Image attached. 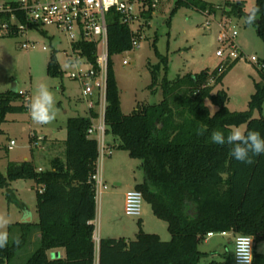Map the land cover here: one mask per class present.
Here are the masks:
<instances>
[{
	"label": "trees",
	"instance_id": "1",
	"mask_svg": "<svg viewBox=\"0 0 264 264\" xmlns=\"http://www.w3.org/2000/svg\"><path fill=\"white\" fill-rule=\"evenodd\" d=\"M177 6L192 7L206 13L216 6L204 0H178ZM229 15L246 16L243 3H226ZM261 13L255 22L258 36L264 41V0H256ZM10 15L0 14V23ZM83 55L96 64L94 43L79 46ZM131 33L116 18L108 27V87L107 134L118 141L117 148L129 152L141 161L144 179L136 185L153 214L167 223L171 239L139 231L132 240L101 238L98 248L94 239L96 200L89 175L98 156L96 139L88 136L91 120L87 116L67 119V137L63 155L51 160V168L39 170L33 161H12L6 175L0 171V189L8 202L14 201L11 183L34 180L37 185L38 222H17L20 234L9 237L0 249V264H11L27 247L34 250L24 264H199L208 255L200 249L208 233L230 232L252 235L255 247L264 241V156L255 157L248 165L230 155L231 146H219L211 141L214 131L229 134L233 126L246 125V130H258L264 135V62L262 82L256 83L249 109L230 111L225 90H216L228 70L237 62L226 61L214 70L186 73L174 80L167 78V57L162 80L163 99L158 104L142 105L130 114L121 109L119 89L113 71L112 56L131 50ZM50 76H62L64 71L53 53L47 65ZM158 73L152 70L150 87L158 85ZM25 95L21 104H16ZM207 102L217 107L212 113ZM29 109V96L11 90L0 92V121L9 113ZM202 130L203 134H198ZM44 186V191H38ZM39 233L33 242L34 234ZM18 238L19 243L14 241ZM34 243V244H33ZM57 248L64 257L51 258ZM213 264V262H212ZM254 264H264V255L256 254Z\"/></svg>",
	"mask_w": 264,
	"mask_h": 264
},
{
	"label": "rangeland",
	"instance_id": "2",
	"mask_svg": "<svg viewBox=\"0 0 264 264\" xmlns=\"http://www.w3.org/2000/svg\"><path fill=\"white\" fill-rule=\"evenodd\" d=\"M204 1L216 6L214 12L208 14L192 7L177 6L175 0L161 1L149 18L139 46L112 56L113 71L124 114H130L138 105H153L162 101L161 83L166 70L160 55L167 57L166 75L170 80L186 73H200L204 69L214 70L223 65L225 59L217 55V51L223 46L220 39L223 25L238 32L236 41L241 48L242 56L228 70L216 90L226 91L229 96L227 107L230 111L249 109L256 83L263 80L261 69L264 62V41L258 36L254 25L244 22L245 16L229 15L225 4L241 1L244 10L249 12L256 0ZM28 40L34 42L35 46L25 49L22 45ZM70 50V42L65 33L51 25L45 26L41 31L32 30L27 35L0 36V92L11 90L15 83L18 91L28 94L30 100L35 95L37 86L45 84L55 96L57 109V118L47 125L35 123L29 109L22 113H9L4 121H0V171L4 175L10 162L24 161L26 157L37 167L50 169L55 154L60 157L63 155L61 149L56 153L53 151L52 142L56 139H65L67 119L86 116L87 103L81 94V86L79 82L71 79L70 75L77 68L88 69V65L83 62L68 64L66 52ZM53 53H56L64 71L62 76L53 77L47 73V65ZM228 53L229 51H226L225 56ZM125 59H128V64L123 63ZM154 69L159 76L158 85L150 87ZM24 96L22 94L16 104L23 103ZM207 104L212 113L217 110L210 102ZM261 114L264 115V103L262 113L258 109L253 111L254 117H260ZM240 127L246 130V125ZM38 138L42 139L38 141ZM107 139L114 146L113 160L116 165L113 170L107 168L109 157L103 163V178L108 186L104 192H109L111 196L107 200L108 197L103 192L101 198L97 199L95 236L109 234L134 239L135 231L139 230V220L125 214L121 190L128 189L125 188L126 184L142 182L144 172L140 160L130 157L128 151L117 148L118 141L113 140L112 136L108 135ZM11 140H15L16 144L10 150L8 146ZM115 181L120 184L116 185ZM11 188L14 189L13 202H8L5 191L0 189V215L6 216L10 221L6 228L8 236L16 238L20 231L17 228L10 230L9 227L22 221L23 203L29 206L31 217L36 221L39 219L37 185L34 180H17L11 183ZM143 206L144 210L149 208L145 201ZM149 210L148 212H151ZM153 218L163 226V230L160 227L151 228L149 219L146 218L147 231L162 236L165 231L169 239L167 223L157 217ZM33 237L35 242L39 233ZM226 239L220 234L206 237L200 249L209 255L203 257L199 264H212L213 261L216 264H234L232 247L227 244L228 248H225L223 244V241L227 242ZM33 250V245L27 247V250L20 252L11 264H24ZM256 254L264 255V241L256 245Z\"/></svg>",
	"mask_w": 264,
	"mask_h": 264
},
{
	"label": "built area",
	"instance_id": "3",
	"mask_svg": "<svg viewBox=\"0 0 264 264\" xmlns=\"http://www.w3.org/2000/svg\"><path fill=\"white\" fill-rule=\"evenodd\" d=\"M161 1L163 0H0V14L10 15L9 21L0 23V36L27 35L32 30L41 31L45 26L51 25L65 33L70 42L71 50L66 52V62L71 65L83 62L88 65V69L77 68L71 72L70 77L79 82L81 94L87 103V117L91 120L87 134L96 139L98 143L95 168L89 175V182L93 184L95 190L96 206L97 199L101 198L104 190L108 188L103 179V163L114 149L107 139L106 132L110 58L108 51L109 23L117 18L121 25L128 27L131 33V47L132 49L137 48L149 18L154 14ZM222 28L223 33L220 39L223 46L217 51V55L225 59V62L235 61L242 56L241 48L236 41L238 32L229 27L227 29L224 25ZM84 43L96 45V64H93L87 56L82 54L79 46ZM34 46V42L29 40L22 45L25 49ZM226 51H229L227 56H225ZM123 63L128 64V59H125ZM41 139L38 138V141ZM15 144V140H11L8 148L11 150ZM38 191L42 193L44 186H39ZM144 201L142 191L136 188L129 190L125 195V214L129 217H140ZM92 223L95 226V220ZM95 233L96 229L94 239L98 248L100 238L96 237ZM229 233L221 232L219 234L226 236ZM215 234L210 232L207 237H212ZM252 255V264H254V237ZM234 264H236L235 255Z\"/></svg>",
	"mask_w": 264,
	"mask_h": 264
},
{
	"label": "clouds",
	"instance_id": "4",
	"mask_svg": "<svg viewBox=\"0 0 264 264\" xmlns=\"http://www.w3.org/2000/svg\"><path fill=\"white\" fill-rule=\"evenodd\" d=\"M260 13L259 6H253L246 14L244 22L248 25H255ZM29 111L32 120L37 124L47 125L55 121L57 118L56 99L47 85L37 86L35 95L29 100ZM198 134H203V131L198 130ZM211 141L219 146H231L230 155L243 164L251 165L255 163V157L264 156V135L258 130H243L240 126H233L227 135L221 131H214L211 134ZM9 223L6 216L0 215V249L8 244L9 236L6 228ZM252 241V235L243 233L235 235L232 242L236 264H252ZM14 242L19 243L18 238Z\"/></svg>",
	"mask_w": 264,
	"mask_h": 264
},
{
	"label": "crops",
	"instance_id": "5",
	"mask_svg": "<svg viewBox=\"0 0 264 264\" xmlns=\"http://www.w3.org/2000/svg\"><path fill=\"white\" fill-rule=\"evenodd\" d=\"M88 112V111H87ZM86 116H87V114H86ZM66 137H67V134H66ZM66 137H65V139H66ZM65 139H62V140H54L52 143V145H54L52 148H53V151H55V153L57 152V150H59V149H61V150H63L64 151V140ZM112 139H113V137H112ZM57 156H59V155H57V154H55V156L54 157H57ZM25 160H29L30 161V158H28V157H26L25 158ZM24 160V161H25ZM17 162H21V161H17ZM34 163V162H33ZM115 165H116V163H115V161L113 160V152H112V154L109 156V160H108V163H107V168L109 169V170H113V169H115ZM37 167V166H36ZM39 170H42V171H44V170H47V169H44V168H41V167H37ZM111 168V169H110ZM108 171V170H107ZM109 174V172L107 173V175ZM108 177V176H107ZM104 179V178H103ZM104 181H105V179H104ZM116 182V181H115ZM138 183H141V182H137V183H131V184H126L125 185V188H128V189H123V190H121V196H122V206H123V208H124V205H125V195H126V193L129 191V190H132V189H134V188H136V185L138 184ZM120 183H118V182H116V185H119ZM123 188V187H122ZM104 193H106V192H104ZM103 195V194H102ZM108 198H107V200H109V198H110V196H111V194H109V192L108 193H106L105 194ZM106 200V201H107ZM149 206V208H146V210H142V214H141V216L140 217H138V220H139V225H138V228H139V230L138 231H135L136 232V234L139 232V231H144V232H146V233H151L152 231H147L148 229L146 228V220L147 219H149V226L151 227V228H161L162 230H163V226H161L160 224H158V222L156 221V220H154V218L153 217H156L154 214H153V211H152V208H151V206H150V204H148ZM144 207V206H143ZM150 209V210H149ZM148 210L149 211H151V212H148ZM151 213V214H150ZM21 214H22V221H19V222H38V221H36L33 217H31V211H30V208H29V206L26 204V203H23V205H22V207H21ZM151 215H153V216H151ZM147 218V219H146ZM30 219V221H28ZM137 230V229H136ZM167 231H168V227H167ZM155 234H157L162 240H166V241H168V240H170L171 239V235H170V238L168 239V237H167V234L165 233V231L163 232V236L161 235V234H159V233H155ZM170 234V233H169ZM119 237H115V236H113V235H109V234H106V235H101L99 238L101 239V238H116V239H121V238H123V239H125L126 241H129V240H132L131 238H126V237H122V236H120V235H118ZM136 236V235H135ZM222 236V235H221ZM213 237V236H212ZM222 237H224V238H227L226 240H227V242L226 241H223V244H224V247L225 248H228V245L227 244H229L231 247H232V251H234V244H233V239H234V234H232V233H229L228 235H226V236H222ZM33 239H34V237H33ZM255 250H256V247H255ZM204 252V251H203ZM216 252H218V251H216ZM207 253V252H206ZM51 255H50V257L51 258H57V257H64L65 256V250L63 249V248H57V249H54V250H52L51 251V253H50ZM208 254V253H207ZM218 254V253H217ZM217 254H215L216 256H217ZM221 254V253H220ZM232 254H233V256H234V253L232 252ZM209 255V254H208ZM207 255V256H208ZM234 258V257H233ZM218 263V262H217ZM213 264H216V262L215 261H213Z\"/></svg>",
	"mask_w": 264,
	"mask_h": 264
},
{
	"label": "water",
	"instance_id": "6",
	"mask_svg": "<svg viewBox=\"0 0 264 264\" xmlns=\"http://www.w3.org/2000/svg\"><path fill=\"white\" fill-rule=\"evenodd\" d=\"M11 91H13V92H18L17 84L14 83V84L12 85ZM28 221H30V219H29Z\"/></svg>",
	"mask_w": 264,
	"mask_h": 264
}]
</instances>
